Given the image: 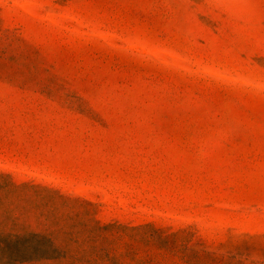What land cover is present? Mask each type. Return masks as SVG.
Instances as JSON below:
<instances>
[{
    "label": "rangeland",
    "instance_id": "374dc122",
    "mask_svg": "<svg viewBox=\"0 0 264 264\" xmlns=\"http://www.w3.org/2000/svg\"><path fill=\"white\" fill-rule=\"evenodd\" d=\"M5 239L0 264H264V0H0Z\"/></svg>",
    "mask_w": 264,
    "mask_h": 264
},
{
    "label": "trees",
    "instance_id": "16d2710c",
    "mask_svg": "<svg viewBox=\"0 0 264 264\" xmlns=\"http://www.w3.org/2000/svg\"><path fill=\"white\" fill-rule=\"evenodd\" d=\"M48 243H46L48 245V247L50 248L52 246L51 242L49 240H46ZM10 240H3V241H0V246L3 247V248H7L8 244H9Z\"/></svg>",
    "mask_w": 264,
    "mask_h": 264
}]
</instances>
